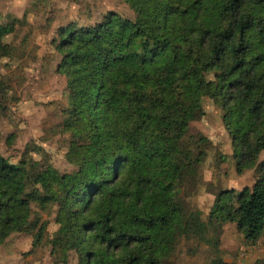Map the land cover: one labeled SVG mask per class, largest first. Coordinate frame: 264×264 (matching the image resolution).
<instances>
[{
  "label": "trees",
  "instance_id": "obj_1",
  "mask_svg": "<svg viewBox=\"0 0 264 264\" xmlns=\"http://www.w3.org/2000/svg\"><path fill=\"white\" fill-rule=\"evenodd\" d=\"M124 1L133 21L108 13L58 30L65 159L76 171L35 162L32 147L15 164L0 154V246L14 233L42 244L40 212L52 205L58 227L47 244L57 262L74 252L77 264H167L184 230L174 189L198 162L176 143L204 115L202 95L221 107L239 174L264 152V0ZM18 23L0 25L1 57L13 54L2 40ZM209 222L235 223L250 243L261 237L264 162L251 188L217 195Z\"/></svg>",
  "mask_w": 264,
  "mask_h": 264
},
{
  "label": "rangeland",
  "instance_id": "obj_2",
  "mask_svg": "<svg viewBox=\"0 0 264 264\" xmlns=\"http://www.w3.org/2000/svg\"><path fill=\"white\" fill-rule=\"evenodd\" d=\"M108 13L134 20L131 5L124 0H0V25L17 19L13 34L2 44L13 47L9 57L0 56V74L5 89L0 98V154L17 163L26 148L29 156L59 173L76 168L65 155L69 133L63 130L69 96L65 77L57 72L62 56L55 49L60 28L75 24L87 27L99 23ZM199 108L204 115L189 123L176 143L198 162L186 166L174 189L184 230L177 234L166 259L167 264H264V233L254 243L247 242L235 223L209 222V214L221 191L239 194L251 188L264 162L260 154L254 167L236 171L232 140L222 120L218 102L202 95ZM176 132L181 133L180 125ZM42 150V154L38 153ZM55 206L40 212L48 223L46 239L32 247L31 234H11L0 246V264H61L50 255L47 244L57 230ZM66 264H77L74 252Z\"/></svg>",
  "mask_w": 264,
  "mask_h": 264
}]
</instances>
